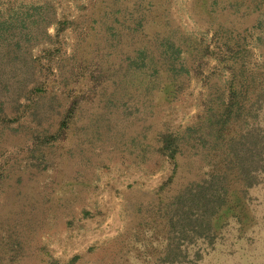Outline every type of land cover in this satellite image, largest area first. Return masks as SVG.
<instances>
[{
	"label": "rangeland",
	"instance_id": "rangeland-1",
	"mask_svg": "<svg viewBox=\"0 0 264 264\" xmlns=\"http://www.w3.org/2000/svg\"><path fill=\"white\" fill-rule=\"evenodd\" d=\"M147 1L0 0L4 11L11 4L42 2L49 15L55 10V17L71 20L52 49L62 82L54 86L55 97L38 102L33 108L40 113L32 120L17 118L25 103L18 116L0 117V264H47L50 257L64 262L76 253L71 264L121 259V233L137 220L135 205L144 213L156 205L157 198L151 202L153 192L171 173L164 195L194 177L195 162L180 156L173 171L167 157L155 154L151 146L141 151L142 144L135 141L143 135L144 143L154 145L156 130H177L190 123L206 89L202 76L189 70L179 98L171 103L152 101L128 87L130 94L121 95L124 89L115 86L132 48L139 40H149L136 35L128 39ZM208 1L169 0L171 24L196 37L204 33L209 40ZM241 22L250 23L240 20L236 25L241 27ZM110 23L117 26L119 39H108L114 30ZM254 29L244 39L260 35L264 46V32ZM48 30L53 32V24ZM34 52L41 54L40 46ZM214 61L208 58L209 65ZM208 69L206 65L204 73ZM68 90L78 100L66 136L44 142L42 134L34 132L43 125L56 129ZM260 179L249 198L234 200L217 214L214 224L220 236L213 244L203 243L206 248L193 246L200 255L186 264H264V172Z\"/></svg>",
	"mask_w": 264,
	"mask_h": 264
},
{
	"label": "trees",
	"instance_id": "trees-1",
	"mask_svg": "<svg viewBox=\"0 0 264 264\" xmlns=\"http://www.w3.org/2000/svg\"><path fill=\"white\" fill-rule=\"evenodd\" d=\"M207 4L206 16L212 29L209 40L204 33L196 37L172 25L169 0H148L145 10L135 18V33L128 39L136 35L135 39L149 40H139L132 48L133 54L120 67L115 86L124 89L121 95L130 94L125 90L128 87L145 93L152 101L174 102L191 69L202 76L206 85L190 123L177 130H156L152 133L154 145L144 143L143 135L135 142L142 144L141 151L151 146L155 154L167 157L173 171L177 170L180 156L197 165L193 166L194 177H187L186 182L166 195L164 187L171 183L174 174L161 181L151 198V202L154 198L158 202L146 208V213L140 204L135 205L137 220L121 233L124 256L105 264L195 261L200 251L193 246L206 248L203 243L213 244L220 236V227L214 224L217 214L234 200L249 198L250 188L261 181L264 46L262 39H257L260 35L255 39L244 37L254 28L264 32V0H209ZM44 9L42 2L23 7L11 4L5 11L0 5V117L18 116L25 103V110L17 118L26 116L32 120L40 113L33 107L55 97L56 83L62 86L53 66L52 49L65 30V23L71 20L55 17V10L49 15ZM146 11L151 12L150 17H146ZM240 20L250 21L253 28L247 27V22L237 26ZM52 24L51 33L48 27ZM110 28L114 30L108 39H119L117 26L110 23ZM36 46H40L41 54L34 52ZM211 56L215 61L209 65ZM206 65L209 69L204 73ZM211 75L217 77L212 79ZM89 77L96 78L92 73ZM69 92L66 105L58 111L56 129L43 125L35 130V135L42 134V141L66 136L78 100ZM77 257L76 253L64 262L50 257L47 264H71Z\"/></svg>",
	"mask_w": 264,
	"mask_h": 264
}]
</instances>
